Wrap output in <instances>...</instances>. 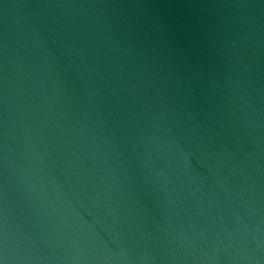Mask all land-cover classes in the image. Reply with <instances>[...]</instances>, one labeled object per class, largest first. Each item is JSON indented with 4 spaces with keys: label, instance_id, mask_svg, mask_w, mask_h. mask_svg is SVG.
<instances>
[{
    "label": "water",
    "instance_id": "water-1",
    "mask_svg": "<svg viewBox=\"0 0 264 264\" xmlns=\"http://www.w3.org/2000/svg\"><path fill=\"white\" fill-rule=\"evenodd\" d=\"M0 264H264V0H0Z\"/></svg>",
    "mask_w": 264,
    "mask_h": 264
}]
</instances>
